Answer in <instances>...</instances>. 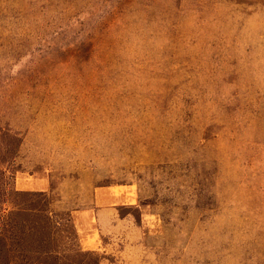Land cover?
<instances>
[{"label": "rangeland", "instance_id": "374dc122", "mask_svg": "<svg viewBox=\"0 0 264 264\" xmlns=\"http://www.w3.org/2000/svg\"><path fill=\"white\" fill-rule=\"evenodd\" d=\"M0 159L80 264L64 210L105 186L153 215L156 264H264V3L0 0ZM30 214L5 255L52 249Z\"/></svg>", "mask_w": 264, "mask_h": 264}, {"label": "crops", "instance_id": "0c3cea01", "mask_svg": "<svg viewBox=\"0 0 264 264\" xmlns=\"http://www.w3.org/2000/svg\"><path fill=\"white\" fill-rule=\"evenodd\" d=\"M131 207L136 214L128 210ZM151 217L130 190L111 186L96 188L92 205L71 213L81 246L99 256L98 264H156L147 242L158 234Z\"/></svg>", "mask_w": 264, "mask_h": 264}, {"label": "trees", "instance_id": "16d2710c", "mask_svg": "<svg viewBox=\"0 0 264 264\" xmlns=\"http://www.w3.org/2000/svg\"><path fill=\"white\" fill-rule=\"evenodd\" d=\"M239 4H253V3H264V0H231ZM5 162V160L0 159V164ZM8 181L5 175V171H0V264H11V260L16 258L20 262L26 264H80L79 256L82 254L81 249H75L70 251L66 249L67 242L69 238L65 235H56L57 227L64 220L60 217V213H56L52 209V202L48 195L45 193H31L22 192L17 190H9ZM17 198H23L25 201L34 202V204L28 208H20L16 203ZM10 206L11 210L7 211L6 206ZM82 209V208H81ZM19 210H25L26 213L30 214V219H36L38 227L37 229H43L46 236L43 239H31L30 244H42L47 243V245L52 246V249L47 252L37 253L36 251H29V253H18V255L10 254L9 252L5 255L2 253V246L21 244V242L26 243V239L21 236H17L15 233V216L18 214ZM80 210L78 207L65 209L64 212H68V216L71 218V213L73 211ZM63 212V211H61ZM63 212V213H64ZM27 215V214H26ZM39 217V218H38ZM6 221V223H5ZM67 221V219H66ZM5 223V224H4ZM7 227L6 229H4ZM36 230V228H35ZM8 234V235H6ZM39 231V230H36ZM59 234V233H58ZM74 235L76 238V231L74 228ZM55 247V248H53ZM98 264V263H96Z\"/></svg>", "mask_w": 264, "mask_h": 264}]
</instances>
